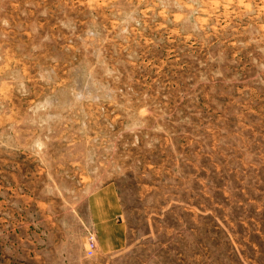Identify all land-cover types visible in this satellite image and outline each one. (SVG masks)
<instances>
[{
  "label": "rangeland",
  "instance_id": "obj_1",
  "mask_svg": "<svg viewBox=\"0 0 264 264\" xmlns=\"http://www.w3.org/2000/svg\"><path fill=\"white\" fill-rule=\"evenodd\" d=\"M0 264H264V0H0Z\"/></svg>",
  "mask_w": 264,
  "mask_h": 264
},
{
  "label": "built area",
  "instance_id": "obj_2",
  "mask_svg": "<svg viewBox=\"0 0 264 264\" xmlns=\"http://www.w3.org/2000/svg\"><path fill=\"white\" fill-rule=\"evenodd\" d=\"M97 236L95 233L90 232L89 236H88V240H87V246H88V251H87V255L90 257L92 255L95 254L98 246H97Z\"/></svg>",
  "mask_w": 264,
  "mask_h": 264
}]
</instances>
